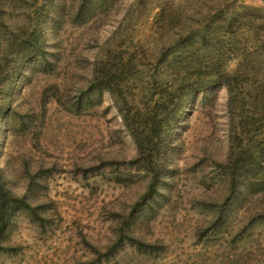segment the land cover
Returning a JSON list of instances; mask_svg holds the SVG:
<instances>
[{
	"label": "rangeland",
	"instance_id": "obj_1",
	"mask_svg": "<svg viewBox=\"0 0 264 264\" xmlns=\"http://www.w3.org/2000/svg\"><path fill=\"white\" fill-rule=\"evenodd\" d=\"M109 2L82 28L68 24L56 37L46 29L53 73L32 76L17 91V112L31 118L32 133L26 137L0 133V167L16 196L26 190L23 178L28 175L21 176L22 169L28 167L33 174L40 161L49 169L42 170L40 186L34 188L37 202L47 207L41 213L46 220L39 224L26 213L14 214L1 242L0 264H264L262 193L246 195L242 206L230 208L216 229L206 231L227 194L217 166L228 151L227 92L220 87L187 107L168 160L175 171L166 201L131 229L136 237L156 244L157 253L143 256L124 245L103 256L112 252L115 232L144 192L146 180L135 166L128 167L136 155L135 146L108 94H102L97 105L99 97L94 93L90 106L77 114L63 102H76L87 89L92 63L108 49L134 51L138 60L145 56L140 62L148 67L163 45L194 33L198 21L217 8L224 7L226 19L234 21L243 15L244 6L264 14V0ZM246 22H237L241 24L232 28L234 35L216 29L209 46L212 59L233 67L237 62L233 53L241 54L254 45ZM259 24L261 20L256 19L255 26ZM255 31L261 32L256 27ZM255 63L263 77L264 54ZM141 79L135 77L130 83ZM79 167L95 171L81 173L76 170ZM115 174L131 177L119 185L113 180Z\"/></svg>",
	"mask_w": 264,
	"mask_h": 264
},
{
	"label": "trees",
	"instance_id": "obj_2",
	"mask_svg": "<svg viewBox=\"0 0 264 264\" xmlns=\"http://www.w3.org/2000/svg\"><path fill=\"white\" fill-rule=\"evenodd\" d=\"M108 1L79 0L75 4L71 0H0V126L6 123V128L0 130L2 136L17 133L26 137L32 133L31 118L20 115L14 101L17 91L32 76L53 73L54 60L48 51L45 30L56 37L68 24L82 28L91 23ZM138 2L141 0H136ZM223 9L217 8L202 17L195 32L182 41L163 45L148 67L140 62L145 56L138 60L134 51H104L100 59L92 63L87 89L79 94L75 103L62 104L77 114L90 106L94 93L99 97L97 105L102 94H108L125 133L135 146L136 155L129 160L128 167L135 166L146 180L144 192L122 218L114 235L112 252H105V258L124 245L135 248L143 256L157 253L156 244L136 237L131 229L152 216L166 201L175 171L168 160L180 136L176 137L181 117L199 96L201 101L207 99L211 89L220 87L227 92L228 151L225 160L217 164L227 194L206 231L216 229L230 208L242 206L246 195H264V76L258 74L255 63L264 54V14L257 8L244 6L245 12L234 21L235 18L226 19ZM256 19L261 20L259 26H255ZM238 21H247L246 29L253 32L254 45L241 54L233 53L237 59L233 67L224 66L218 62L220 59H212L210 39L216 36V29L234 35L241 24ZM255 27L261 30L260 34ZM208 56L211 59H206ZM138 76H142L138 83H130ZM55 100L59 104L62 101L60 96ZM2 151L0 143V156ZM44 167L40 161L33 174L28 167L22 169L21 176L27 173L28 177L23 178L26 190L20 196L10 191L5 171L0 167V252L14 214L26 213L39 224L46 220L41 213L47 207L37 202L34 189L40 186L42 170H49ZM76 170L95 171L81 167ZM130 177L115 174L113 180L120 185Z\"/></svg>",
	"mask_w": 264,
	"mask_h": 264
}]
</instances>
